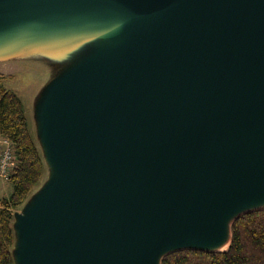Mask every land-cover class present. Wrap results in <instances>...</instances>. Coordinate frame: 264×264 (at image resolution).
Returning a JSON list of instances; mask_svg holds the SVG:
<instances>
[{"label": "water", "instance_id": "1", "mask_svg": "<svg viewBox=\"0 0 264 264\" xmlns=\"http://www.w3.org/2000/svg\"><path fill=\"white\" fill-rule=\"evenodd\" d=\"M101 20L120 41L40 101L55 176L18 216L17 262L215 251L264 197V0H0V48L78 25L111 38Z\"/></svg>", "mask_w": 264, "mask_h": 264}, {"label": "trees", "instance_id": "2", "mask_svg": "<svg viewBox=\"0 0 264 264\" xmlns=\"http://www.w3.org/2000/svg\"><path fill=\"white\" fill-rule=\"evenodd\" d=\"M0 133L12 141L15 156V166L9 176L12 191L0 199V264H14L12 211L40 181L43 160L30 134L23 103L15 92L4 86L2 75ZM230 233V243L224 250L179 249L163 255L160 264H264V208L237 216Z\"/></svg>", "mask_w": 264, "mask_h": 264}, {"label": "rangeland", "instance_id": "3", "mask_svg": "<svg viewBox=\"0 0 264 264\" xmlns=\"http://www.w3.org/2000/svg\"><path fill=\"white\" fill-rule=\"evenodd\" d=\"M64 30L39 34L29 39L23 38L0 48V75L3 77V84L21 99L30 134L43 160L40 181L22 204L12 211L14 264H19L16 258L20 241L17 229L18 216L26 211L35 197L55 176L38 125L37 113L46 85L58 79L78 60L109 41L115 42L102 29L88 34ZM11 191L12 185L9 180H0V199L9 196Z\"/></svg>", "mask_w": 264, "mask_h": 264}, {"label": "bare ground", "instance_id": "4", "mask_svg": "<svg viewBox=\"0 0 264 264\" xmlns=\"http://www.w3.org/2000/svg\"><path fill=\"white\" fill-rule=\"evenodd\" d=\"M98 24L107 28L110 31L111 39L113 41H115V42L120 41L117 30L113 24H111L108 21H104V20L99 21ZM76 27H77L78 32H80V33L88 34L89 32H91V31H89V29L83 28L84 26L78 25ZM261 207H264V197L253 202L252 204L248 205L247 207H245L244 210H251V209H256V208H261ZM229 243H230V234L228 233L220 243H217V244L211 245V246H207L205 248L208 250H224L228 247Z\"/></svg>", "mask_w": 264, "mask_h": 264}, {"label": "built area", "instance_id": "5", "mask_svg": "<svg viewBox=\"0 0 264 264\" xmlns=\"http://www.w3.org/2000/svg\"><path fill=\"white\" fill-rule=\"evenodd\" d=\"M15 166L12 141L0 133V180H9Z\"/></svg>", "mask_w": 264, "mask_h": 264}]
</instances>
